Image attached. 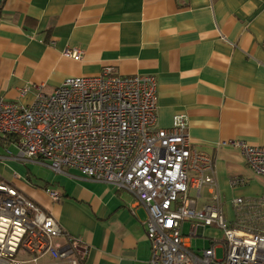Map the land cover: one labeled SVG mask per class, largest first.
<instances>
[{
    "label": "crops",
    "instance_id": "1",
    "mask_svg": "<svg viewBox=\"0 0 264 264\" xmlns=\"http://www.w3.org/2000/svg\"><path fill=\"white\" fill-rule=\"evenodd\" d=\"M263 40L264 0H0V98L26 106L65 78L97 77L105 68L120 77H153L155 127L186 118V133L200 151L188 163L189 176L209 175L210 159L223 209L231 191L250 185L253 172L238 149L220 144L264 147ZM9 144L11 137L0 136L8 155L0 154L2 181L7 160L14 159ZM61 176L59 191L49 182L41 188L8 183L81 240V264H148L147 213L135 196L73 169ZM235 178L244 183L231 186ZM48 191L58 192L59 202ZM189 193L197 208L209 202L208 186Z\"/></svg>",
    "mask_w": 264,
    "mask_h": 264
},
{
    "label": "built area",
    "instance_id": "2",
    "mask_svg": "<svg viewBox=\"0 0 264 264\" xmlns=\"http://www.w3.org/2000/svg\"><path fill=\"white\" fill-rule=\"evenodd\" d=\"M65 55L81 59L78 52ZM155 121L154 78L120 77L112 68L97 77L65 78L50 95L38 94L26 106L0 98V136L14 140L15 160L47 161L55 172L73 169L135 196L136 206L147 213L148 264H264V188L258 199H235L240 220L229 223L213 188L210 159L209 175L189 176L188 163L200 151L186 133V118L174 117L167 129L155 127ZM220 145L238 149L247 167L264 179V147L241 140ZM243 183L230 181L231 186ZM204 186L210 189L209 202L197 208L189 192L199 195ZM48 195L53 202L61 198L56 191ZM185 222L192 237L214 225L223 239L194 252L183 234ZM217 248H222L220 258ZM85 256L80 239L66 235L52 214L0 180V264H81Z\"/></svg>",
    "mask_w": 264,
    "mask_h": 264
},
{
    "label": "rangeland",
    "instance_id": "3",
    "mask_svg": "<svg viewBox=\"0 0 264 264\" xmlns=\"http://www.w3.org/2000/svg\"><path fill=\"white\" fill-rule=\"evenodd\" d=\"M7 150L12 154V156L17 153L15 144H9ZM0 154L8 156L6 154V150H4L1 146ZM67 170L68 169L63 168L62 172ZM61 173L50 169L47 161H37L36 159H31L27 162H20L11 158L7 160L1 176L5 181L14 183L15 185L29 181L33 185L39 186V188H41L46 182H49L51 186V189L49 188L50 190L55 189L59 191L63 185V177L61 176ZM16 176H19L20 180H15L14 177ZM249 183L250 185L231 191L226 197V200H224L223 212L229 223H234L237 220V213L232 203L235 199L243 198L244 200H255L261 196L264 188V179L253 173V178L249 181ZM67 185H70V182H67ZM189 230L190 222L184 224V234L186 237L188 236L189 245L194 252H199L201 249L208 248L214 241H221L224 235L223 231L214 225L206 226L203 229L204 238L190 236ZM215 254L217 258H220L222 256V248H217Z\"/></svg>",
    "mask_w": 264,
    "mask_h": 264
}]
</instances>
